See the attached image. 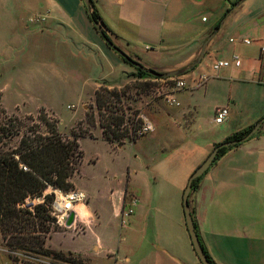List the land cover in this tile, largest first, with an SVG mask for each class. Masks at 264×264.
<instances>
[{"label":"crops","instance_id":"crops-1","mask_svg":"<svg viewBox=\"0 0 264 264\" xmlns=\"http://www.w3.org/2000/svg\"><path fill=\"white\" fill-rule=\"evenodd\" d=\"M0 1L5 5L0 13L2 21L22 23L20 38L26 43L27 56L35 61L55 60L47 65L55 69L58 80L89 82L93 97L100 86L125 85L131 65L100 37L82 0ZM93 2L110 29L112 42L146 68L158 64L169 70L187 67L208 43L200 64L183 76L189 86L176 93L178 110L171 117L183 130L193 132L191 141L165 148L166 155L152 170L156 177L142 183L132 178L119 180L101 195L100 190L94 191L74 177V191L84 193L86 200L73 205L76 217L71 227L59 226L82 230L78 238L85 243L78 256L88 264L101 254L115 258L117 263L120 260V264H201L187 230L183 193L190 175L216 144L264 117V0ZM160 16L168 26L156 31ZM138 19L140 28L136 26ZM138 28L142 34L136 32ZM160 53L163 60L157 58ZM66 55L74 57L69 64L72 75L62 77L60 60L66 62ZM234 57L240 59L239 66L232 63L213 71L216 61L232 62ZM200 75H207V82L192 88ZM0 104L6 114H31L20 112L18 107L16 111L7 109L1 97ZM223 107L228 109V117L217 124L215 112ZM204 113L210 115L213 125L217 124L216 131L199 127L197 115ZM51 192L59 197L58 190L48 189L45 194ZM102 196L108 199L114 219H120L133 198L137 200L115 248L108 247L100 236L105 231L106 204L100 202ZM189 206L202 245L215 264H264V122L250 140L228 150L211 165L192 189ZM56 234L61 233H53L46 246L62 251L51 244Z\"/></svg>","mask_w":264,"mask_h":264},{"label":"rangeland","instance_id":"rangeland-1","mask_svg":"<svg viewBox=\"0 0 264 264\" xmlns=\"http://www.w3.org/2000/svg\"><path fill=\"white\" fill-rule=\"evenodd\" d=\"M115 6L119 7L120 4ZM4 8L5 5L0 1V13L5 10ZM136 26L140 28L139 19L136 20ZM155 26L156 31L165 30L168 21L160 16ZM139 28L136 32L142 34ZM22 31V23L17 25L5 18L2 21L0 16V97L7 109L16 111L18 107L20 112L31 114H0V122L15 116L21 131L36 129L39 126V130L45 132L46 128L39 121L38 115L42 108H46L51 113L46 109L45 113L51 119L58 121L57 126L61 133L70 136L72 131H88L94 137L97 135L95 139L89 137L80 139L84 159L79 178L78 174L74 176H77V182L88 184L94 191L100 190L102 195L108 193L112 186H116L119 180L126 182L132 178L142 183L144 180L154 179L156 175L152 170L161 160V156L166 155L167 151L164 149L177 146L180 142L191 141L193 132L183 130V126L179 127L177 122L171 119L178 110L176 104L171 102L177 98L176 81L178 78L187 81V78L183 76L170 79L138 78L137 68L131 65V72L125 77L126 82H124L125 85H130L128 92L130 98L125 100V103L134 110L140 111L146 125H151V129H148L146 134L153 129L155 132L144 135L145 137H141L135 143L125 140L126 143L119 147L104 141L100 136L102 129L94 108L92 84L78 83V78L58 80L55 69L47 65V62L53 63L55 61L53 59L31 60V57L27 56L29 53L26 50V43L20 38ZM162 56L163 54L160 53L157 58L163 60ZM64 60L66 62L60 60L61 75L67 77L66 75H72L69 64L74 57L66 55ZM149 68L159 74L173 71L160 64ZM132 85H136L137 88ZM0 108H2L1 104ZM92 112L97 119L94 126L86 121V113ZM197 124L203 128V131H216L218 128L217 124H212L207 113L197 115ZM18 141L19 138H14L9 142V147H15ZM107 201V198L100 197V202L106 204L105 231L101 232L100 236L108 247L115 248L128 224L126 221V226L123 227L121 219H114L111 205ZM28 203L39 202L38 199H34ZM58 232L61 234L54 235L51 244L55 249L65 253L64 260L39 255L30 256L21 251L11 252L1 240L0 264H88V261L78 256V251L84 242L78 238L82 230L78 229V226L71 229L61 227ZM92 242L90 237L89 244ZM120 263V260L117 263L115 258L105 254L94 256L89 261V264Z\"/></svg>","mask_w":264,"mask_h":264},{"label":"trees","instance_id":"trees-1","mask_svg":"<svg viewBox=\"0 0 264 264\" xmlns=\"http://www.w3.org/2000/svg\"><path fill=\"white\" fill-rule=\"evenodd\" d=\"M90 6V21L92 24H101L103 29L98 33L110 47V29L93 0H90ZM121 59L131 65V57ZM137 74L138 78L160 79L157 71L146 67L137 68ZM132 86L137 88L136 85ZM129 89L130 85L120 88L100 86L94 93V108L102 129V138L119 147L126 143L125 140L135 143L145 135L142 132L145 122L141 112L125 103L130 98ZM41 111L38 119L45 126V132H41L39 126L21 131L15 116L0 122V232L3 242L11 252L21 251L30 256L64 260L65 253L46 247L47 239L58 232L60 227L52 215V203L56 195L54 192H45L48 189L63 193L74 190L72 179L80 172L84 159L79 139L95 137L88 131H72L70 136L65 135L58 130V121L51 119L44 108ZM0 114L5 115L6 112L0 108ZM96 120L94 112L86 113V121L90 125L94 126ZM252 128L253 126L237 132L225 141H239ZM14 138H19L18 144L9 147V142ZM240 145L220 149L215 161L228 150ZM203 176L193 182L192 189L198 186ZM39 198L42 201L37 204L28 203ZM195 227L198 233L196 223ZM202 248L209 262L215 264L203 245Z\"/></svg>","mask_w":264,"mask_h":264},{"label":"water","instance_id":"water-1","mask_svg":"<svg viewBox=\"0 0 264 264\" xmlns=\"http://www.w3.org/2000/svg\"><path fill=\"white\" fill-rule=\"evenodd\" d=\"M82 2L84 4L87 12L91 13L90 0H82ZM93 25L97 31H101L103 29L99 22H93ZM207 43H208V41H206L204 43L200 54L198 55V57L195 59V61L191 65L184 67V68H181V69H177V70H173V71H169V72H165V73H160L159 78H162V79L177 78L180 76H184L187 73L193 71V69L200 64L202 58L204 57ZM109 46L120 57H124V58L127 57V54L122 49L117 47L113 42H110ZM131 65L136 67V68H144V65L142 63H140L139 61H136L134 59H132ZM263 122H264V117L258 123H256L253 126V128L251 129V131L247 135H245L239 141H223V142L218 143L216 146H214L211 153L193 171V173L190 175V177L188 179L187 185H186L184 193H183V208H184L185 221H186L187 230H188V233L190 236V240H191L194 252L196 253L201 264H211V263L209 262L208 258L206 257V255L204 253V250L202 248V245H201V242L199 239V235L196 231L195 223H194L193 216H192L190 206H189V196H190V193L192 191V184L195 180H197L198 178L203 176L208 171V169L211 167V165L214 163L216 157L218 156L220 149H222L224 147H232V146L247 142L260 130V127H261ZM75 217H76L75 212L71 211L68 215V218L65 222V225L67 227H71L75 222Z\"/></svg>","mask_w":264,"mask_h":264},{"label":"built area","instance_id":"built-area-1","mask_svg":"<svg viewBox=\"0 0 264 264\" xmlns=\"http://www.w3.org/2000/svg\"><path fill=\"white\" fill-rule=\"evenodd\" d=\"M244 43L250 44V41L244 40ZM262 52L264 53V48H262ZM232 63L235 66H239L241 62L240 59H238V57H234L232 62L227 60H219L212 65V69L213 71L218 72L222 68L229 67ZM207 80H208L207 75H200L193 83L192 88L202 87L207 82ZM187 86H189L188 82L185 80H180L179 78L175 84V88L177 90L186 88ZM171 102L178 105V103L175 102V99H173ZM227 117H228V109L224 107L218 108L215 112L214 121L217 124H222L224 123V121H226ZM148 129L151 128H149V126H147L145 123L144 131L142 132L146 134ZM80 193L81 192L74 190L67 193L60 192L59 197L55 198L54 202L52 203V215H54L55 218L57 219V224L64 225L68 218L69 213L73 210V205L76 204L77 202L86 200L85 195L82 199L80 198ZM136 202L137 200L133 198L130 202V206L126 210H122V212L120 213V219L122 225H125L126 221L128 222L129 217L133 214L134 212L133 207Z\"/></svg>","mask_w":264,"mask_h":264},{"label":"clouds","instance_id":"clouds-1","mask_svg":"<svg viewBox=\"0 0 264 264\" xmlns=\"http://www.w3.org/2000/svg\"><path fill=\"white\" fill-rule=\"evenodd\" d=\"M149 128H151V125L149 124ZM84 193H80V198L82 199L84 197ZM81 211L83 212V208H81ZM84 215H87V213H84Z\"/></svg>","mask_w":264,"mask_h":264},{"label":"bare ground","instance_id":"bare-ground-1","mask_svg":"<svg viewBox=\"0 0 264 264\" xmlns=\"http://www.w3.org/2000/svg\"><path fill=\"white\" fill-rule=\"evenodd\" d=\"M62 203V202H61Z\"/></svg>","mask_w":264,"mask_h":264}]
</instances>
